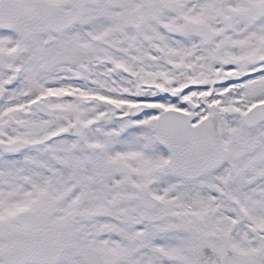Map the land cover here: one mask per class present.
<instances>
[{
    "label": "snow or ice",
    "instance_id": "snow-or-ice-1",
    "mask_svg": "<svg viewBox=\"0 0 264 264\" xmlns=\"http://www.w3.org/2000/svg\"><path fill=\"white\" fill-rule=\"evenodd\" d=\"M0 264H264V0H0Z\"/></svg>",
    "mask_w": 264,
    "mask_h": 264
}]
</instances>
